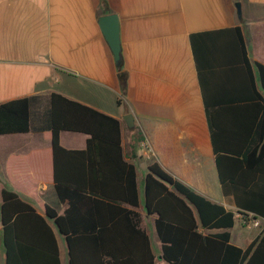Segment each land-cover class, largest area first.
<instances>
[{
	"label": "crops",
	"instance_id": "obj_1",
	"mask_svg": "<svg viewBox=\"0 0 264 264\" xmlns=\"http://www.w3.org/2000/svg\"><path fill=\"white\" fill-rule=\"evenodd\" d=\"M109 13L119 18L122 69L127 73L124 91L97 22ZM233 26L241 27L249 58L264 64V0H0V103L59 92L120 120L123 156L136 168L140 202L136 210L149 235L155 264L164 261L154 229L156 214H147L144 207V178L151 161L234 212L231 228L199 229L203 233L227 230L230 242L244 248L264 228L263 218L252 217L259 229L258 224L244 221L233 196L221 190L190 42L192 33ZM214 49L205 47L206 63H201L211 103L240 94L238 64H225L223 49ZM39 103L37 122L45 111L43 98ZM127 113L134 117L132 127L123 119ZM86 139L80 132L59 134L67 149H84ZM52 170L48 130L0 134V202L2 189L11 188L44 216L45 205L62 213L66 204L57 198ZM48 220L60 262L68 264L66 237Z\"/></svg>",
	"mask_w": 264,
	"mask_h": 264
},
{
	"label": "trees",
	"instance_id": "obj_2",
	"mask_svg": "<svg viewBox=\"0 0 264 264\" xmlns=\"http://www.w3.org/2000/svg\"><path fill=\"white\" fill-rule=\"evenodd\" d=\"M190 42L221 190L233 196L244 221L249 213L264 219V64L249 58L240 26L192 33ZM208 45L223 49L225 64H238V96L207 100L201 63H206ZM116 68L124 91L122 57ZM42 98L45 111L37 122L35 107ZM31 130L50 133L52 180L59 202L66 206L59 214L45 205V217L15 190L3 188L4 264H61L48 219L66 237L68 264H155L136 210V168L124 159L120 120L59 92L0 103V134ZM61 131L86 134V147H63ZM144 207L147 214H156L154 229L166 264H264V228L244 248L230 242L227 230L203 233L199 229L231 228L234 212L176 179L157 161L147 166Z\"/></svg>",
	"mask_w": 264,
	"mask_h": 264
},
{
	"label": "water",
	"instance_id": "obj_3",
	"mask_svg": "<svg viewBox=\"0 0 264 264\" xmlns=\"http://www.w3.org/2000/svg\"><path fill=\"white\" fill-rule=\"evenodd\" d=\"M235 6L237 8V12L240 13V3L236 2ZM97 22L100 31L110 48L114 61L116 64H118L121 59V44H120V36H119L118 15L116 13L100 15L97 19ZM123 119L125 120L128 127L134 126V117L131 113H127L126 115H124ZM66 244H67V240H66ZM67 249H68V245H67ZM159 258L161 259V256H159Z\"/></svg>",
	"mask_w": 264,
	"mask_h": 264
},
{
	"label": "rangeland",
	"instance_id": "obj_4",
	"mask_svg": "<svg viewBox=\"0 0 264 264\" xmlns=\"http://www.w3.org/2000/svg\"><path fill=\"white\" fill-rule=\"evenodd\" d=\"M136 136H137V138H138V140H140L141 139V137H142V135L140 134V131L137 129L136 130ZM248 218V221H250V223H254L255 222V219H253L251 216L250 217H247ZM238 222L236 221V223H235V226L231 229V233H232V235H236L237 233H238ZM260 225H259V222H258V226H256V229H259L258 227H259ZM263 229H260L259 230V233L262 231ZM152 233H153V231H152ZM258 233V234H259ZM257 234V235H258ZM151 235V234H150ZM244 247H246V244L244 245ZM2 248H3V246H2V244H1V247H0V253H1V251H2ZM163 264H166L165 262L163 263Z\"/></svg>",
	"mask_w": 264,
	"mask_h": 264
},
{
	"label": "built area",
	"instance_id": "obj_5",
	"mask_svg": "<svg viewBox=\"0 0 264 264\" xmlns=\"http://www.w3.org/2000/svg\"><path fill=\"white\" fill-rule=\"evenodd\" d=\"M254 218L256 219V217H254ZM254 224H255V225H256V224H258V221H257V220H255Z\"/></svg>",
	"mask_w": 264,
	"mask_h": 264
}]
</instances>
